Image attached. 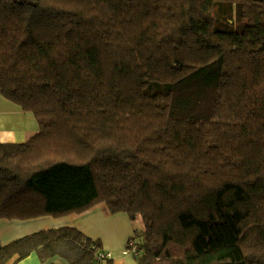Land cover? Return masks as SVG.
<instances>
[{
    "label": "trees",
    "instance_id": "1",
    "mask_svg": "<svg viewBox=\"0 0 264 264\" xmlns=\"http://www.w3.org/2000/svg\"><path fill=\"white\" fill-rule=\"evenodd\" d=\"M0 219L126 212L134 264H264V0H0ZM129 240V241H130ZM101 261L75 227L0 244Z\"/></svg>",
    "mask_w": 264,
    "mask_h": 264
},
{
    "label": "crops",
    "instance_id": "2",
    "mask_svg": "<svg viewBox=\"0 0 264 264\" xmlns=\"http://www.w3.org/2000/svg\"><path fill=\"white\" fill-rule=\"evenodd\" d=\"M39 130L32 112L0 95V143L25 142ZM75 227L93 239H100L103 250L112 252L114 264H134V255H125L129 239L135 234L133 221L125 212L111 213L103 202L82 213L63 216L44 215L30 219H0V244H8L26 235L59 227ZM6 264H71L61 256L43 260L33 251L17 260L14 256Z\"/></svg>",
    "mask_w": 264,
    "mask_h": 264
},
{
    "label": "built area",
    "instance_id": "3",
    "mask_svg": "<svg viewBox=\"0 0 264 264\" xmlns=\"http://www.w3.org/2000/svg\"><path fill=\"white\" fill-rule=\"evenodd\" d=\"M139 251H140L139 244L135 240H130L128 242L127 249L123 250V254L136 255L139 253ZM110 257H113L112 252L105 251V250H103L97 255V259L101 261L105 260L106 258H110Z\"/></svg>",
    "mask_w": 264,
    "mask_h": 264
},
{
    "label": "rangeland",
    "instance_id": "4",
    "mask_svg": "<svg viewBox=\"0 0 264 264\" xmlns=\"http://www.w3.org/2000/svg\"><path fill=\"white\" fill-rule=\"evenodd\" d=\"M126 213V212H125ZM128 214V213H127ZM133 225H134V228L135 227H140V226H142V221L140 220V219H138L137 220V222H133ZM130 240V239H129ZM129 242V241H128ZM127 247H128V243H127V245H126V247H125V249H127ZM126 255V254H125ZM127 255H129V254H127Z\"/></svg>",
    "mask_w": 264,
    "mask_h": 264
}]
</instances>
